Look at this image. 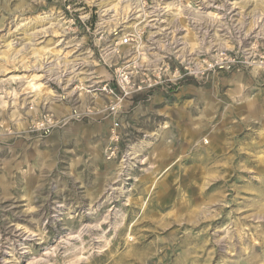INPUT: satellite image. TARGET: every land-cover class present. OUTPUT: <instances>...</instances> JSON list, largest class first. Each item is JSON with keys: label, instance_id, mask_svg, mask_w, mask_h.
<instances>
[{"label": "rangeland", "instance_id": "1", "mask_svg": "<svg viewBox=\"0 0 264 264\" xmlns=\"http://www.w3.org/2000/svg\"><path fill=\"white\" fill-rule=\"evenodd\" d=\"M0 264H264V0H0Z\"/></svg>", "mask_w": 264, "mask_h": 264}, {"label": "built area", "instance_id": "2", "mask_svg": "<svg viewBox=\"0 0 264 264\" xmlns=\"http://www.w3.org/2000/svg\"><path fill=\"white\" fill-rule=\"evenodd\" d=\"M135 40V35L132 33V34H127L125 35L121 40H119V44L121 45H130L132 44V42H134ZM119 75V79H118V82L121 83V84H129L128 83V80H127V76L126 74H124V71H120L118 73Z\"/></svg>", "mask_w": 264, "mask_h": 264}, {"label": "bare ground", "instance_id": "3", "mask_svg": "<svg viewBox=\"0 0 264 264\" xmlns=\"http://www.w3.org/2000/svg\"><path fill=\"white\" fill-rule=\"evenodd\" d=\"M150 20H153V19H150Z\"/></svg>", "mask_w": 264, "mask_h": 264}]
</instances>
